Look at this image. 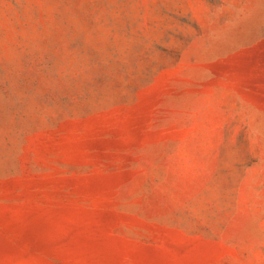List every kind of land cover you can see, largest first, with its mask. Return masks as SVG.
I'll return each instance as SVG.
<instances>
[{"label": "rangeland", "instance_id": "1", "mask_svg": "<svg viewBox=\"0 0 264 264\" xmlns=\"http://www.w3.org/2000/svg\"><path fill=\"white\" fill-rule=\"evenodd\" d=\"M0 264H264V0H0Z\"/></svg>", "mask_w": 264, "mask_h": 264}]
</instances>
